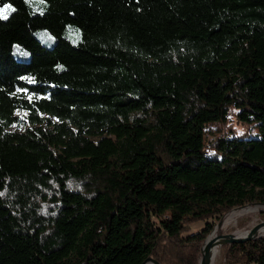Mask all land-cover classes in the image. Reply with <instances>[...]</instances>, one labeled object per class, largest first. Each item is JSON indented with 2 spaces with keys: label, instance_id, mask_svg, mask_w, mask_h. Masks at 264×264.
I'll list each match as a JSON object with an SVG mask.
<instances>
[{
  "label": "trees",
  "instance_id": "16d2710c",
  "mask_svg": "<svg viewBox=\"0 0 264 264\" xmlns=\"http://www.w3.org/2000/svg\"><path fill=\"white\" fill-rule=\"evenodd\" d=\"M45 1L0 0V264H199L264 201V0ZM223 246L264 264V236Z\"/></svg>",
  "mask_w": 264,
  "mask_h": 264
},
{
  "label": "rangeland",
  "instance_id": "374dc122",
  "mask_svg": "<svg viewBox=\"0 0 264 264\" xmlns=\"http://www.w3.org/2000/svg\"><path fill=\"white\" fill-rule=\"evenodd\" d=\"M43 1L46 3L45 0H43ZM7 7H10L11 9L13 8V6L10 5V4H5V5L1 6L0 8H7ZM36 35L44 43H46L48 45H53L55 43V41H56L55 36H53L47 29H38L36 31ZM16 55L18 57L29 58L30 53L27 52L24 55L17 53ZM29 95L33 96L34 93L31 92ZM18 114H19L21 119L18 122L14 123L11 126V129L23 130L28 125H30V122L26 118L27 110H21L20 109V110H18ZM233 122L235 123V126L237 127L238 131L242 132V134L245 135V136H256V135L259 134L260 127L256 123V121L237 122V121L233 120ZM225 127H227V125H225ZM213 128H216V129H213V131L210 133L211 136L209 138H211V139L213 138L212 137L213 135H217L220 132H222V130H225L223 126H216V127H213ZM263 212H264V209L258 210V211H255V212L251 213V214H247V215L242 216L239 219V222L237 224H236V222H234L231 226H229V227H227L225 229V232L228 233V232H237V231H239V233H246L247 230L250 229L256 222H259V221L264 219V214H262ZM222 216L214 219L216 221V225L219 222V220L222 218ZM204 224H205V221H203V220L196 221L192 225L193 226V230L194 231L200 230L204 226ZM262 225H260L259 227H261ZM261 233L264 236V227L261 229ZM224 259H225V249H224V246H222V251L218 255V257H217V259L215 261V264H222ZM253 264H255V263H253Z\"/></svg>",
  "mask_w": 264,
  "mask_h": 264
},
{
  "label": "water",
  "instance_id": "95a60500",
  "mask_svg": "<svg viewBox=\"0 0 264 264\" xmlns=\"http://www.w3.org/2000/svg\"><path fill=\"white\" fill-rule=\"evenodd\" d=\"M252 203H264V201L263 202L262 201H256V202H252ZM262 224H264V219L259 221V222H256L243 235H235L233 232H228V233H224L218 237H210L211 232L214 230L213 229L207 235L206 239L203 242V245L201 246L199 264H209V260H208L209 250L216 245H222L223 246L225 244H230V243H241V242H244V241H247L250 239H256V238L263 236V235H256L255 234L256 229ZM215 226H216V224H215ZM148 262H153L154 264H164L163 262H161L159 259L155 258L152 255L147 256L140 264H147Z\"/></svg>",
  "mask_w": 264,
  "mask_h": 264
},
{
  "label": "bare ground",
  "instance_id": "6f19581e",
  "mask_svg": "<svg viewBox=\"0 0 264 264\" xmlns=\"http://www.w3.org/2000/svg\"><path fill=\"white\" fill-rule=\"evenodd\" d=\"M262 209H264V203H252V204H247L245 206L237 207V208L227 212L226 214H224L222 216L220 221L217 223L214 230L211 232L210 237H218V236L226 233L225 229L227 227L231 226L234 222H236V224H237L239 222V219L242 216L247 215V214H251L255 211L262 210ZM263 227H264V224L255 231V234L256 235H263L261 233V229ZM233 233L235 235L245 234V233H239V231L233 232ZM221 251H222V245H216L209 250V253H208L209 264H215V261H216L218 255L221 253ZM147 264H154V263L148 262Z\"/></svg>",
  "mask_w": 264,
  "mask_h": 264
},
{
  "label": "snow or ice",
  "instance_id": "6c2138e0",
  "mask_svg": "<svg viewBox=\"0 0 264 264\" xmlns=\"http://www.w3.org/2000/svg\"><path fill=\"white\" fill-rule=\"evenodd\" d=\"M11 11H14V9H11L10 7L0 8V19H7V14Z\"/></svg>",
  "mask_w": 264,
  "mask_h": 264
},
{
  "label": "built area",
  "instance_id": "2783aa9c",
  "mask_svg": "<svg viewBox=\"0 0 264 264\" xmlns=\"http://www.w3.org/2000/svg\"><path fill=\"white\" fill-rule=\"evenodd\" d=\"M209 126H211V128L216 127L215 123H212V124H210ZM223 127H224V129H225V126H223ZM224 131H225V130H224Z\"/></svg>",
  "mask_w": 264,
  "mask_h": 264
}]
</instances>
